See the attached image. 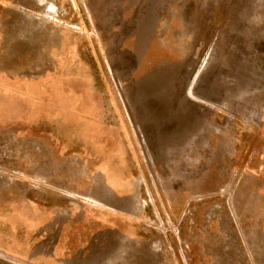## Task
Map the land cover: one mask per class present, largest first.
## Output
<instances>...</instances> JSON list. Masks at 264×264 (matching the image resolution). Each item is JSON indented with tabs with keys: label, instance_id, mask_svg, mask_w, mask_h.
<instances>
[{
	"label": "rangeland",
	"instance_id": "374dc122",
	"mask_svg": "<svg viewBox=\"0 0 264 264\" xmlns=\"http://www.w3.org/2000/svg\"><path fill=\"white\" fill-rule=\"evenodd\" d=\"M0 264H264V0H0Z\"/></svg>",
	"mask_w": 264,
	"mask_h": 264
}]
</instances>
